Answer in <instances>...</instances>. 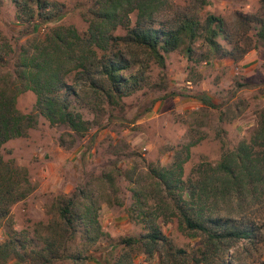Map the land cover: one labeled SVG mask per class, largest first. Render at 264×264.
Listing matches in <instances>:
<instances>
[{"label":"rangeland","instance_id":"rangeland-1","mask_svg":"<svg viewBox=\"0 0 264 264\" xmlns=\"http://www.w3.org/2000/svg\"><path fill=\"white\" fill-rule=\"evenodd\" d=\"M49 1L57 3L59 15L38 25L25 19L13 0L0 1V87L17 83L15 66L22 47L44 42L52 27L86 31L95 0ZM208 14L223 19V32L216 40L223 51H233L236 59L224 56L223 51L212 52L203 36L191 44L190 55L180 48L165 54L163 64L134 42L117 40L114 48L135 64L132 70L143 72L139 89L115 101L82 90L85 106L81 113L88 122L84 134L73 133L64 124L51 126L39 115L26 135L1 145L0 175L8 180L2 189L9 188L12 194L7 198V213L0 219V244L21 230L43 232L56 216L61 198L90 189L95 192L97 218L105 235L80 264H114L123 252L131 256L132 264H264V189L257 192L258 198L248 193L220 197L218 214L237 226H249L250 233L246 238L223 240L220 250L207 260L201 253L204 235L181 230L174 216L158 218L167 242L159 244L152 258L124 246V237L145 231L128 212L133 202L131 182L122 175L115 177L119 203H109L100 194L106 187L105 193L113 197L99 178L114 165L121 172L135 166L143 176L148 164L166 166L177 149L191 143L183 166L187 178L198 163H215L240 140L250 139L256 115L264 107V40L257 35L264 24V0H165L153 19L170 25L192 17L201 30ZM113 34L125 36L126 30L119 26ZM74 77L70 74L72 81ZM74 84L82 89L79 82ZM202 96L208 104L200 100ZM35 101L32 90H21L15 107L21 113L35 112ZM21 193L24 197L17 198ZM78 245L79 236L69 243L70 249ZM175 249L185 253L174 254ZM3 264L20 262L7 258ZM53 264L77 263L65 258Z\"/></svg>","mask_w":264,"mask_h":264},{"label":"trees","instance_id":"trees-1","mask_svg":"<svg viewBox=\"0 0 264 264\" xmlns=\"http://www.w3.org/2000/svg\"><path fill=\"white\" fill-rule=\"evenodd\" d=\"M13 2L25 19L37 25L56 20L60 12L57 3L49 0ZM163 2L95 0L93 16L85 32L79 33L72 26L52 27L44 42L22 47L15 66L17 83L0 87V147L11 138L26 135L36 125L39 115L51 126L64 124L73 133L84 134L88 122L81 113L85 106L82 90L115 101L139 89L143 72L140 68L132 70L135 64L114 48L117 40L132 41L143 47L160 64L165 54L180 48L190 55L191 44L199 36H203L212 52L224 50L216 40L223 32L221 17L208 14L203 30L192 17L159 25L153 17ZM119 26L126 30L125 36L113 34ZM257 35L264 40L263 23ZM223 52L224 56L236 59L233 51ZM72 73L75 74L73 81ZM73 82H79L82 89L79 91ZM25 89L32 90L36 96L35 112L21 113L15 107L17 93ZM200 100L209 103L204 96ZM60 144H63L62 138ZM190 147L191 143L182 145L166 166L148 164L143 176L135 166L121 172L116 165L100 176V183L106 184L113 193V197L105 193L106 187L100 191L109 203L110 200L119 203L116 176L122 175L131 182L133 202L128 212L145 231L138 236L124 237V246L152 258L159 244L167 242L157 221L165 216H174L183 231L204 235L201 253L206 260L220 250L223 240L249 236V226L230 223V218L218 214L217 207L223 195L248 193L258 198L257 192L262 193L264 189V107L256 115V125L248 141L240 140L215 163H198L185 178L183 166L189 158ZM7 182L0 175V219L7 213V198L12 194L9 188L2 189ZM24 195L21 193L17 198ZM56 210V216L44 225L43 232L36 228L33 234L21 230L2 242L0 264L7 258H14L20 264H53L65 258L80 264L88 259L90 247L105 235L97 218L95 192L80 189L76 195L61 198ZM78 236L81 246L70 249L69 243ZM184 253V249L174 251V254ZM114 264H132L131 256L123 252Z\"/></svg>","mask_w":264,"mask_h":264}]
</instances>
